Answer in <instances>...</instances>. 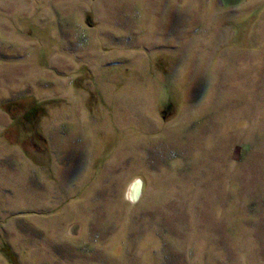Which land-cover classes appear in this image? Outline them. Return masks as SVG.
Returning a JSON list of instances; mask_svg holds the SVG:
<instances>
[{"label": "rangeland", "instance_id": "obj_1", "mask_svg": "<svg viewBox=\"0 0 264 264\" xmlns=\"http://www.w3.org/2000/svg\"><path fill=\"white\" fill-rule=\"evenodd\" d=\"M0 264H264V0H0Z\"/></svg>", "mask_w": 264, "mask_h": 264}, {"label": "clouds", "instance_id": "obj_2", "mask_svg": "<svg viewBox=\"0 0 264 264\" xmlns=\"http://www.w3.org/2000/svg\"><path fill=\"white\" fill-rule=\"evenodd\" d=\"M144 182L140 177L134 178L126 187L124 199L130 204H136L143 195Z\"/></svg>", "mask_w": 264, "mask_h": 264}, {"label": "trees", "instance_id": "obj_3", "mask_svg": "<svg viewBox=\"0 0 264 264\" xmlns=\"http://www.w3.org/2000/svg\"><path fill=\"white\" fill-rule=\"evenodd\" d=\"M35 109H37L35 106H33V107H31L30 108V111L28 110V112H27V114H32L33 112H35ZM30 112V113H29ZM26 116V115H25ZM25 119H26V117H25Z\"/></svg>", "mask_w": 264, "mask_h": 264}]
</instances>
